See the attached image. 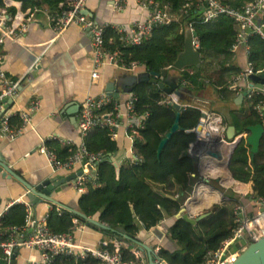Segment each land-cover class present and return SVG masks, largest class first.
<instances>
[{
  "label": "trees",
  "instance_id": "trees-1",
  "mask_svg": "<svg viewBox=\"0 0 264 264\" xmlns=\"http://www.w3.org/2000/svg\"><path fill=\"white\" fill-rule=\"evenodd\" d=\"M15 1L22 3L23 11L46 9L49 14L61 12L69 2ZM157 1L167 12H178L179 18L157 26L147 42L133 47L124 46L122 33L109 25L104 31L105 49L119 51L123 64L137 62L145 65L149 71L168 72L174 69V62L184 50L188 23L192 22L198 31V50L202 55V65L177 69L178 86L188 87L194 92L212 88L215 93V98L209 103L212 110L219 111L224 124L235 126L239 133L246 132L250 125L262 122L259 113L252 109L260 97L246 98L241 104H236L235 92L228 88L234 77L242 72L235 52L231 49L240 32V25L235 18L220 14L213 20L205 21L204 8L195 5V0ZM190 1H193L192 6L187 12H183V8ZM223 1L236 3L238 0ZM1 6H5L4 0H0ZM8 11L10 15H14L17 8L10 5ZM248 45L249 60L253 66L264 64L263 37L251 32ZM133 92L137 97L136 113H148L144 127L139 129V137L134 144L142 161H124L119 167L116 166L111 156L117 155L120 144L117 139L112 138L110 129L98 126L90 130L84 137V143L90 152L102 154V160L93 167L99 184L95 185L94 181L86 182V191L80 198V207L84 214L88 217L98 214L100 222H105L111 228L106 230L89 222L90 225L101 228L109 238H122L120 231L128 235L122 238L125 245L121 247V251L125 260H135L131 248L141 245L138 236L142 229L150 230L167 217L182 213L184 202L192 194L196 183V176L193 174L198 170V161L186 154L194 141V134L190 130L198 124L202 115L200 104L190 99L189 92H183L180 99V130L168 142L159 158V144L174 123L177 110L173 105L163 103L167 94L157 84L139 82L134 85ZM10 124L18 128L21 125L20 115H12ZM45 142L62 161L69 160L78 150V145L65 143L57 137ZM250 150V144L243 138L232 153L229 170L237 181L253 182V192L249 193V197H264V137L260 150L254 157L251 156ZM235 205V197L216 204L211 214L201 219L196 227L185 226L181 221H176L169 229V237L177 248L174 251L159 250L154 253L155 256L169 264H207L215 253L221 251L224 244L233 238L234 229L237 227ZM28 214V206L25 203L13 204L1 219V229L5 231L11 226L24 225ZM75 219L83 221L78 214L55 204L48 213L47 225L55 233L70 232L75 226ZM96 263L97 260L91 256L76 261L65 255L56 257L54 262Z\"/></svg>",
  "mask_w": 264,
  "mask_h": 264
},
{
  "label": "built area",
  "instance_id": "built-area-1",
  "mask_svg": "<svg viewBox=\"0 0 264 264\" xmlns=\"http://www.w3.org/2000/svg\"><path fill=\"white\" fill-rule=\"evenodd\" d=\"M12 0H4L5 6L0 7V53L4 42L9 38L17 35L15 26L16 22L22 21L24 16L33 15L31 10L24 12H16L10 15L8 6L12 5ZM88 0H69L68 6L61 12L49 14L48 20L57 35L66 31L71 25H80L91 35L92 40V62L91 68V84H96L101 77V67L116 66L125 72H135L140 66L137 62L130 65L121 62L119 51H108L104 47V31L109 25L122 33L121 40L124 46L133 47L147 42L154 30L159 25L168 23L173 19L179 18V13L167 12L157 0H114V13L126 9L128 3L132 2L136 7L143 11L141 18L134 20L131 25H118L113 22L98 23L88 17L84 13ZM190 1L183 8V12H187L192 6ZM195 5L203 6V19L205 21L213 20L220 14H228L235 18L240 25V32L236 42L232 46V51H238L242 45L248 59V70L243 71L240 75L234 77L229 83L228 88L235 92L238 98L244 91H247L246 98L260 97V100L253 104L252 109L256 110L262 118L264 125V87L257 86L250 80V75L264 77V64L259 67L253 66L249 60L250 47L248 45V36L251 32L260 34L264 39V0H238L234 2H225L223 0H195ZM26 12V13H25ZM29 17H27L28 19ZM23 22H25L23 20ZM25 27L26 24H21ZM188 29L194 30L192 22L188 23ZM187 29V30H188ZM194 47L199 48L198 36L194 37ZM0 55V128L10 137H18L22 134L32 122V113L39 107V101L32 99L28 102L27 107L21 108L14 113L10 108L8 100H12V104L18 94L20 83L8 76L5 72ZM185 83V82H184ZM137 97L133 91L126 92L125 97H116L113 93L103 91L95 94L90 91L81 106L79 130L82 137V143L79 145L77 152L67 161L60 160L56 153L46 146L44 139L40 144L41 151L46 155L51 167L54 171L62 169H70L75 164L84 165L81 175H77L73 180L76 189L84 193L85 183L88 181L97 182L96 173L93 167L102 160L101 153L90 152L84 143L85 135L92 129L101 126L108 127L111 136L114 139L118 137V127L123 123L128 133L130 145L125 151L122 158L117 155L111 156L115 165H119L126 161L130 163H140L142 159L137 155L135 150V141L139 137V129L144 127L148 118V113L138 115L135 111V101ZM178 96L175 94L167 95L163 103L174 105ZM109 108L108 110H106ZM202 108V115L196 126L190 132L194 134L192 142L193 152L202 157L209 155L210 158L218 161L224 160V152L219 148V144L224 142L229 145L227 157L230 154L233 142L226 138V125L220 113ZM19 114L21 125L18 128L10 124V117ZM248 131L244 132V138L248 135ZM219 137L222 139H219ZM55 138V137H53ZM205 140V143L202 142ZM220 153V156H213L209 150ZM25 203L28 206L29 214L26 222L22 226H11L3 231L0 227V261L6 264H17L13 261V255L22 249L38 250L40 258L35 259L29 257L25 264H54L55 258L58 256H69L76 261L86 259L91 256L97 260L96 264H146L147 255L141 247L135 246L131 248V252L135 255V260H125L121 247L125 245L122 238L114 240L105 239L98 246H90L78 241L74 235V228L78 223L74 220L75 226L70 232L55 233L50 230L47 225L48 214L36 216L32 218L30 203L25 199H17L7 204L6 210L16 203ZM255 211L249 212L246 205L238 200L235 206V216L237 227L234 229L232 240L247 239L249 243L254 239L264 236V197L253 198ZM60 208H58L59 210ZM5 212H0V223ZM89 221L87 220V222ZM105 226H109L105 222H101ZM107 230V229H106ZM231 241V240H230ZM228 241V243L230 242ZM111 244L113 247H111ZM225 248L215 253L207 264H222L221 256ZM237 253H229L227 256H235ZM155 256V255H154ZM15 260V261H16ZM155 264H169L155 256Z\"/></svg>",
  "mask_w": 264,
  "mask_h": 264
},
{
  "label": "crops",
  "instance_id": "crops-1",
  "mask_svg": "<svg viewBox=\"0 0 264 264\" xmlns=\"http://www.w3.org/2000/svg\"><path fill=\"white\" fill-rule=\"evenodd\" d=\"M11 3L17 8V12H24L20 1L12 0ZM113 6L114 0H88L86 8L92 13L88 17L98 23L113 22L118 25H131L134 20L141 18L143 15V11L132 2L128 3L126 9L117 13H114ZM32 13V16L28 14V19L24 16L23 20L25 22L23 20L16 22L17 35L4 42L0 55L7 75L20 83L14 103L9 104L10 108L15 113L20 107H27L28 102L32 99L39 101V107L32 113L30 126L18 137L12 138L0 128V157L4 158L8 165L23 179L36 185L49 177L58 176L60 179L74 173L78 175V172L83 170L84 165L77 163L70 169L54 171L46 155L41 151L40 144L44 139L57 137L65 143H74L79 147L82 143L79 130L80 110L86 95L90 91L95 94L106 91V85L114 75L127 72L116 66H103L100 69V79L92 85L90 73L93 66L92 40L89 32L80 25L73 24L66 31L57 35L49 23L46 9L43 11L34 10ZM22 23L26 24L25 27L21 25ZM245 55V49L241 45L238 51L235 52L238 63L239 59H242ZM145 69V65H140L135 72L128 73L139 74ZM168 73L178 77L176 68L171 69ZM125 93L121 92L120 98L125 97ZM188 94L190 99L192 98L195 103H203V106L209 104L215 98V93L210 87L201 92L191 90ZM226 127L225 134L229 126ZM128 136L122 123L118 127L117 137L120 144L117 156L120 158L124 156L130 145ZM216 161L218 162V160ZM222 164H226V162L223 161ZM200 168L199 166L198 169ZM204 172H196L193 176H196L197 173L203 175ZM211 175L214 177L219 175L224 179L226 177L224 173ZM74 179L57 188L53 193V197L58 201V205H62L64 208L71 207L81 210L80 198L82 193L76 189ZM244 184L248 185V183ZM249 184H251L249 189L251 194L253 192V182H249ZM195 185L196 183L192 191L193 194H191L192 198L196 197ZM27 191L28 189L18 179L4 177L0 172V212L7 211L8 203L21 198L26 199L25 193ZM232 197L236 198V202L238 200L242 201L249 212L255 211L256 207L252 202V197H249V195L246 196L247 198L238 197L235 192L228 193L227 196L223 195L219 202L196 212H193L186 202L182 207L181 214L167 217L150 230L142 229L138 236L139 241L143 244L151 240L154 245V252L159 250L174 251L177 246L169 237L170 227L176 221H181L185 226L196 227V225L183 218V213L188 212L193 217H197L206 209L211 211L216 204ZM55 204L44 200L35 206L34 214L36 216L48 214ZM185 208L187 211H185ZM90 218L99 220V215L96 214ZM82 219L83 221L77 220L78 223L74 228V235L81 243L98 246L105 239H116L107 237L101 228H95L89 223H85L87 220ZM243 241L246 242L244 245ZM248 243L249 241L245 238L237 240L230 253H239ZM227 244L228 241L222 249H226ZM138 247H141V245ZM144 252L147 255V251L144 250ZM16 257L17 260L15 259L16 261L14 260L13 263L22 264L24 261L26 263L29 257L39 259L40 253L38 250L22 249L17 252ZM146 264H149L148 258Z\"/></svg>",
  "mask_w": 264,
  "mask_h": 264
},
{
  "label": "water",
  "instance_id": "water-1",
  "mask_svg": "<svg viewBox=\"0 0 264 264\" xmlns=\"http://www.w3.org/2000/svg\"><path fill=\"white\" fill-rule=\"evenodd\" d=\"M84 13L86 15H92L90 11L85 8ZM198 36L197 30L188 29L186 31V38H185V47L184 50L179 53L176 61L174 62V68L180 70L185 69L187 67H194V66H201L202 65V55L201 52L194 47V37ZM248 59L245 55L242 59H239V65L243 71H247L248 66ZM250 80L254 82L259 87H264V77L250 75ZM177 77H174L167 71L162 73L156 71H149L147 68L140 72L139 74H130V73H121L114 75L110 81L107 83L105 90L107 92L113 93L116 97H120L121 92H131L133 91L134 85L139 82H150L157 84L167 95L175 94L178 96V101L174 103V108L177 110V115L175 118L174 123L172 124L170 130L167 132L165 137L161 140L159 147H158V157H161L162 151L168 144V142L172 139V137L180 130V116L182 111V103L180 102L181 97H183V92H190L191 90L185 86H178ZM247 91H244L237 99L236 103L241 104L244 101V97L247 95ZM9 103L12 100H8ZM76 119V118H75ZM247 131L249 132L246 136L248 143L251 146V156L254 157L256 153L259 152L261 141L264 137V125L260 122L255 125H250L247 127ZM226 138L233 142L230 154L228 156V160L226 162V166L229 170L230 160L232 157V153L238 143L244 138L243 133H239L235 126L230 125L228 127ZM219 139H221L219 137ZM222 140V139H221ZM205 143V140H202ZM209 153L213 156H220L219 152L214 150H209ZM187 155L194 157L198 161V165L202 161V158L193 152L192 145L186 152ZM4 158L0 157V172L3 174L4 177L8 178H16L18 179L27 189L28 191L25 193L26 200L30 203L31 211H32V218L34 217L35 213V206L38 203H42L44 200L50 201L52 203L58 204V201L53 197L54 191L57 190L61 185L64 183L76 178L77 174H71L66 177H62L59 179L58 176L49 177L44 179L42 182L34 185L25 179H23L14 169H12L8 162ZM230 171V170H229ZM231 173V172H230ZM82 174V170L78 172V175ZM232 175V174H231ZM233 176V175H232ZM199 181L196 182L195 189L199 185V183L203 182L205 184L210 183V177L201 175ZM217 181H221L219 178L216 177ZM223 194V193H222ZM192 196L187 197L186 201H188ZM66 207V206H65ZM73 213L78 214L85 220H88L91 223H94L104 229H110V226L103 225L99 220L90 218L86 214H84L81 210L66 207ZM211 211H205L198 215L197 217H193L190 213L185 212L183 213V218L189 221L190 223L197 225L198 222L209 216ZM121 234L128 237V235L124 232ZM234 243V240H231L221 256L222 264H264V236L254 239L239 253H237L233 258H229L227 256V252L230 249L231 245ZM141 248L147 251L149 264H155V252H154V245L151 243V240H148L146 243H141ZM17 253L13 255L16 258Z\"/></svg>",
  "mask_w": 264,
  "mask_h": 264
},
{
  "label": "bare ground",
  "instance_id": "bare-ground-1",
  "mask_svg": "<svg viewBox=\"0 0 264 264\" xmlns=\"http://www.w3.org/2000/svg\"><path fill=\"white\" fill-rule=\"evenodd\" d=\"M219 148L224 152V162H227V159H225V157H227V151H229L230 149L229 145L222 142L219 144ZM201 158V168L203 165L205 172L211 173L213 175H217L219 173H224L226 175L223 182L224 186H234L238 191L242 192H247L249 190L248 185L240 183L232 177L226 164L217 162L215 159L210 158L209 155L202 156ZM222 198L223 196L220 190L214 189L205 183H200L196 188V197L190 198L187 201V204L193 212H196L202 208L211 207L216 202H219ZM233 257V255L230 256V258Z\"/></svg>",
  "mask_w": 264,
  "mask_h": 264
},
{
  "label": "rangeland",
  "instance_id": "rangeland-1",
  "mask_svg": "<svg viewBox=\"0 0 264 264\" xmlns=\"http://www.w3.org/2000/svg\"><path fill=\"white\" fill-rule=\"evenodd\" d=\"M200 104V106L201 107H204V108H207V109H212V105L211 104H205L204 106H203V103H199ZM215 111V110H214ZM217 111V110H216ZM217 112H219V111H217ZM220 113V112H219ZM223 159H222V161H218V162H220L221 164L223 163ZM200 167H201V165H200ZM198 168H199V165H198ZM202 169L203 170H201V168L200 169H198V171L197 172H204V168H203V165H202ZM204 176H207V177H210L209 179H210V183L208 184L209 186H211L212 188H214V189H217V190H220L222 193H223V195H225V196H227V194L228 193H231V192H235L236 194H237V196L238 197H244V198H247L246 196L247 195H249V190L247 191V192H242V191H238L234 186H230V187H226V186H224V178L223 177H221V176H219L218 174V176H217V178H219L221 181H217L216 180V177H214V176H212L210 173H208V172H204V174H203ZM200 174L199 173H197V175H196V178H195V182H197V181H199V179H200ZM222 178V179H221ZM248 186H249V189H250V186H251V184H249L248 183ZM193 194V193H192ZM222 195V196H223ZM192 196V195H191ZM187 201L185 200V202L184 203H186ZM236 206V205H235ZM186 207V206H185ZM208 209H206L205 211H207ZM185 211H187V209L185 208ZM204 211V212H205ZM246 242L245 241H243V245L245 244ZM0 264H6V262L5 261H3V260H1L0 261ZM22 264H25V261L22 263Z\"/></svg>",
  "mask_w": 264,
  "mask_h": 264
},
{
  "label": "clouds",
  "instance_id": "clouds-1",
  "mask_svg": "<svg viewBox=\"0 0 264 264\" xmlns=\"http://www.w3.org/2000/svg\"><path fill=\"white\" fill-rule=\"evenodd\" d=\"M231 141V140H230ZM199 164V163H198ZM200 165H201V163H200ZM228 254V253H227Z\"/></svg>",
  "mask_w": 264,
  "mask_h": 264
}]
</instances>
